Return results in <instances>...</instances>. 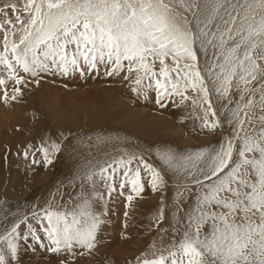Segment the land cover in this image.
<instances>
[{
  "label": "snow or ice",
  "instance_id": "obj_1",
  "mask_svg": "<svg viewBox=\"0 0 264 264\" xmlns=\"http://www.w3.org/2000/svg\"><path fill=\"white\" fill-rule=\"evenodd\" d=\"M0 32V85H17L6 103L27 87L21 71L38 85L41 74L84 77L103 67L107 76L125 73L137 95L154 91L162 108H190L208 134L222 132L218 147L157 150L164 169L135 152L90 159L70 189L14 220L0 207V264H20L37 246L65 254L60 264L91 255L105 214L97 184L109 197L129 186L139 197L145 176L154 192L167 189L165 169L177 179L171 237L136 264H264V0H4ZM66 139L42 138L23 155L52 165ZM87 140L80 146L100 151L106 138ZM126 200L131 206L134 196Z\"/></svg>",
  "mask_w": 264,
  "mask_h": 264
},
{
  "label": "bare ground",
  "instance_id": "obj_2",
  "mask_svg": "<svg viewBox=\"0 0 264 264\" xmlns=\"http://www.w3.org/2000/svg\"><path fill=\"white\" fill-rule=\"evenodd\" d=\"M3 1L0 0V3ZM2 38L3 32H0V40ZM102 70L103 67L98 74L93 72L87 75L95 77L93 74H97L101 76L99 81L123 80L125 75L122 72L119 76L108 78ZM22 74L24 76L25 73L21 71L20 75ZM75 75L80 76L79 73ZM75 75L72 74L69 78L78 80ZM49 76L50 81L32 84L33 89L29 88L34 91L32 94L24 88L19 101L9 100L6 103L3 99L5 91L11 96L13 88L17 87L14 81L8 80L6 85H0V143L3 145L0 144V202H3L0 207L16 214L9 217V220L29 213L30 209L46 207L53 197L58 198L65 189H70L71 181L81 168L87 166L90 159L103 160L106 154L117 156L125 152H135L143 155L154 166L164 169L162 162L156 157L157 150L171 148L176 152L186 153L200 149L195 147L194 143L199 140L201 133L195 134L191 138V144L184 146L175 145L168 136V132L177 130V126L170 129V120L182 119L189 108L177 107L171 102L172 106L168 109L163 107L167 113L166 119L151 121L134 112L133 107L131 108L123 98H116L114 95L108 101L109 96H106V93L109 92L104 85L103 88H91L85 84L87 81H65L68 76ZM58 77L64 79H61L63 84L53 81L56 78L58 80ZM0 78H7V71L3 66H0ZM58 89H63L64 94ZM135 95L139 97L136 93ZM171 107L173 111L170 110ZM166 129L167 131L163 132ZM10 131L16 132L17 135L14 144L7 140L2 141V136ZM157 133L161 138L157 139ZM164 133L166 137L162 136ZM61 134L67 137L62 147H68L56 155L52 165H33L31 157L25 159L23 152L29 144L38 146L42 138L48 137L58 141ZM98 136L106 138L105 143L98 146L100 151L95 147L86 149L80 146V141L88 143V137H92L91 143L95 144V138ZM219 142L220 140L215 142L210 138L202 147H218ZM89 152L92 156L88 155ZM36 158L41 159L39 154ZM164 175L168 180L167 189L155 192V196L151 195L154 191L148 185L146 176L143 180L145 190L139 197L131 192L130 186L123 190L124 195H120L118 189L109 197L104 184L98 183L99 191L105 193L104 200L97 205V210L105 213L101 217L104 223L98 233L101 243L97 246L98 250L91 255H77L75 259L69 258L67 264H136V258L151 249L153 244L156 249L164 247L171 237L168 222L170 208L167 206H172L177 184L175 174L165 169ZM76 183L78 184L79 180ZM129 194L134 196L131 206L126 200ZM162 203L168 204L165 208L166 219L157 222L155 217ZM125 212H128V216H125ZM162 238L164 244L161 243ZM45 251L37 246L35 252H23L20 264H33ZM64 255L51 253V259L43 258L41 264H50L49 261L60 264Z\"/></svg>",
  "mask_w": 264,
  "mask_h": 264
},
{
  "label": "rangeland",
  "instance_id": "obj_3",
  "mask_svg": "<svg viewBox=\"0 0 264 264\" xmlns=\"http://www.w3.org/2000/svg\"><path fill=\"white\" fill-rule=\"evenodd\" d=\"M10 15H12V13H10ZM156 67L158 69L159 64H157ZM102 71L105 74L104 69ZM93 75L95 77H92V76L90 77L87 74L84 77H81V76L78 77L75 75L76 76L75 78H78V80H72L71 78H69V77H72V74H71V75H68L69 79L66 77L67 79H65V81H82V82L87 81L85 84L91 88H92V86L93 87L98 86L99 88H103L105 86L106 89H108V90L110 89L109 91L107 90V92L111 93V94L106 93V96L107 95L109 96L108 101H110L113 98V96L115 95L116 98H123L126 101H128V103L131 105V108L133 107L134 112H136L140 116H145V117L149 118L151 121H159L161 119L167 118L166 111L159 104L156 103V93L154 91L150 90V92H146V94L141 93L138 97L132 91L133 84L131 83V81L124 80V78H123L124 76L122 77L123 80H118V81L100 80L99 81V77H101V76H97V74H93ZM22 76H23V74H22ZM24 76H25L26 81H27V87L25 88V91H27L30 94L34 93L33 90H30V89H33L32 84L35 83L34 79L28 75L26 76L25 74H24ZM44 76H46V77L48 76V77L46 78ZM105 76H107V75H105ZM107 77L109 78L110 76H107ZM58 78H59L58 80L56 78V80L54 79L53 81H55L57 84L58 83L63 84L64 79L60 78V77H58ZM88 78H89V80H88ZM50 80H51V77L49 76V74H47V75L42 74V80L41 81H50ZM70 86H72V85H70ZM28 89H29V91H28ZM59 92L61 94L63 92V94H64L63 89H61V91L59 90ZM189 95H191V93H189ZM132 103H133V105H132ZM164 103H166V105H167L164 108L168 109V107L172 106L171 101H167ZM134 104L137 106H135ZM170 110L173 111L172 107L170 108ZM167 112H168V114L170 113L169 110ZM190 112H191V109L189 108L187 113L183 115L182 119H178L175 121L173 119L170 120L171 121L170 122V129L173 128L174 126H177L176 127L177 130H173L171 132H168V136H169L170 141L172 143H174L175 145H178V144L181 145L182 144L181 146H184L186 144L189 145L192 142L191 138H193V136L197 133L198 134L201 133L199 140L196 143H194L195 147H197V148H202V146L210 138L213 139V141H215V142L221 139L222 132L220 130H218L215 135L208 134L206 130L199 131L198 121L195 120L194 116H192V117L189 116ZM168 117H169V115H168ZM165 131H167V129L164 130L163 132H165ZM16 136H17L16 132L10 131L7 134L2 136V141L7 140V142H11V144H14L16 142V141L14 142V139L15 140L17 139ZM155 136L157 137V139L161 138L158 135V133ZM162 136L166 137V133H164ZM0 144H1V146H3L2 142ZM142 175H144V174L142 173ZM152 194L155 196L157 193L155 194V192H154V193H151V195ZM166 203H164L165 206L168 205V204L166 205ZM171 207H172L171 204L167 206V208H171ZM153 245H155V244H153ZM44 254L40 255L41 258H40V256H38L37 259L33 262V264H41V261L43 258L51 259V257H49L51 255V253H48L47 251H45ZM57 255H60V254H57ZM29 260H31V259H29ZM39 261H40V263H39ZM49 262H50V264H56L55 262H51V261H49Z\"/></svg>",
  "mask_w": 264,
  "mask_h": 264
}]
</instances>
